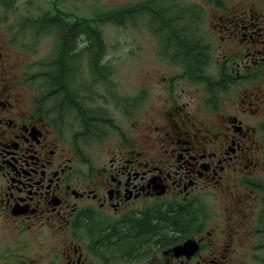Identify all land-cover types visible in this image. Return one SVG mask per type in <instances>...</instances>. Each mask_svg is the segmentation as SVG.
<instances>
[{"label":"flooded vegetation","instance_id":"obj_1","mask_svg":"<svg viewBox=\"0 0 264 264\" xmlns=\"http://www.w3.org/2000/svg\"><path fill=\"white\" fill-rule=\"evenodd\" d=\"M204 2L218 13L205 24L201 5L157 9L158 61L175 75L156 97L149 85L100 97L110 70L92 72L79 49L62 83L45 75L53 58L35 76L46 93L23 94L0 51V215L21 241L34 229L60 236L47 264H229L238 240L264 237V11ZM215 196L235 204L213 250Z\"/></svg>","mask_w":264,"mask_h":264},{"label":"rangeland","instance_id":"obj_2","mask_svg":"<svg viewBox=\"0 0 264 264\" xmlns=\"http://www.w3.org/2000/svg\"><path fill=\"white\" fill-rule=\"evenodd\" d=\"M163 1L168 0H154V6L157 9L162 7L160 4ZM186 1L187 4L204 6L202 11L204 24L208 22L210 16L218 15L206 6L205 0ZM222 1L227 2V6H241L242 8H247L253 4L256 9L264 11L262 4L264 0ZM144 2L147 0H66L58 1L55 4L56 9L60 12L73 14L80 18H93L98 15H106L110 11L115 12L129 6H138L136 11L120 15L118 18V21L125 26L112 24L98 26L105 44V53L101 61L109 68L111 73L109 81L112 82L107 92L104 84L103 87H95L102 98L127 96L130 94L129 91L135 92L137 88L144 87L143 85H149L155 89L156 91L152 92V96L156 97L157 89L161 87L162 78L175 75L174 67L158 61V42L150 29V26L155 22L154 18L148 14L147 9H143ZM1 6L0 0V51L5 54V65L11 73L18 74L21 72L22 80L26 81L23 82V94L29 93V89H32L35 90L37 97H41L47 91L46 86L43 85L41 77L35 79V76L43 72L41 65H46V62L55 57L56 38L50 31L52 28L47 27L45 23L28 25L24 22L39 18L49 12L54 13V6L50 0H13V4L8 10L1 8ZM22 23L23 25H21ZM80 43L79 45L83 47L82 39ZM84 68H87L86 65ZM83 75L88 77L87 72H83ZM131 87L133 88L130 89ZM93 99L94 97L90 102ZM85 101L88 102V100ZM102 107L109 108V105ZM95 153L96 159L101 162L106 161L105 158H107L108 153L104 150L96 149ZM243 201L244 204L236 202L241 210H246L250 207V202L246 199ZM205 203L208 205L210 217L204 229L213 234L211 246L213 250H216L223 241L218 230L225 228L226 219L231 216L230 210L235 203L232 200L217 198L216 196L207 197ZM234 216L237 217V214L234 213ZM237 220L239 219L237 218ZM251 223L253 224L254 220ZM241 227V230L247 234L250 227L243 224ZM17 230L18 225L14 226L6 222L5 218L0 215V264L9 262L8 259L11 257L18 258L20 264H47L49 254L60 246V236L57 235L52 238L45 229L32 230L22 241L16 234ZM250 244L255 248L250 247ZM244 256H247V259L245 262H241L240 258ZM232 257L233 259L231 258L232 261L230 260L229 264H264V237L252 236L251 234L249 238L238 240L234 244Z\"/></svg>","mask_w":264,"mask_h":264},{"label":"trees","instance_id":"obj_3","mask_svg":"<svg viewBox=\"0 0 264 264\" xmlns=\"http://www.w3.org/2000/svg\"><path fill=\"white\" fill-rule=\"evenodd\" d=\"M54 6V13L49 12L36 19L26 20V24L33 23H45L47 27L52 28L50 31L56 38L57 50L54 57V61L48 63V66L55 64V71L49 72L45 70L46 77H50L58 84L62 83L65 79V70L70 72V68L67 66L69 57H72L71 52L79 49L84 53V58L87 60L88 68L92 72L101 70L100 64L105 53V44L102 38V32L99 29V25L112 24L115 26H125L118 21L120 15L129 14L132 11H136L138 6H129L128 8L120 9L108 12L106 15H98L93 18H80L69 13H62L56 9V2L66 0H50ZM71 1V0H70ZM83 1V0H72ZM154 0H150V3H143V9L148 11L152 18H155L157 7L155 8ZM1 8L8 10L13 4V0H1ZM23 25V23L21 24ZM81 39L84 46L79 45ZM81 44V43H80ZM63 89V88H62Z\"/></svg>","mask_w":264,"mask_h":264},{"label":"water","instance_id":"obj_4","mask_svg":"<svg viewBox=\"0 0 264 264\" xmlns=\"http://www.w3.org/2000/svg\"><path fill=\"white\" fill-rule=\"evenodd\" d=\"M190 246H191V243H190V242H186V243L183 244L181 247H178V248H177V252L184 251V250H186V248L189 249V248H191ZM193 249H194V248H193Z\"/></svg>","mask_w":264,"mask_h":264}]
</instances>
